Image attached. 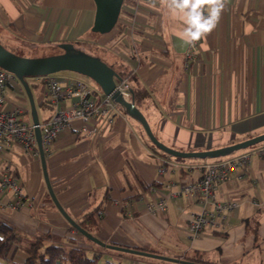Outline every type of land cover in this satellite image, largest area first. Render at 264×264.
<instances>
[{
  "label": "crops",
  "instance_id": "1",
  "mask_svg": "<svg viewBox=\"0 0 264 264\" xmlns=\"http://www.w3.org/2000/svg\"><path fill=\"white\" fill-rule=\"evenodd\" d=\"M94 15V0H0V41L20 51L72 42L129 71L135 77L131 86L144 93L135 105L155 136L175 149H213L264 132V0H228L217 27L194 48L178 39L181 23L158 0L155 7L150 0H124L116 24L105 33L91 30ZM53 75L63 85L81 80L65 71ZM29 84L39 121L72 101L50 105L43 79L34 76ZM7 96V105L30 111L18 81L9 85ZM87 125L94 128L90 134L81 130L79 119L72 120L45 155L51 187L73 220L99 206L94 235L105 242L173 257L198 254L213 264H264V141L216 160H181L155 149L140 123L118 104ZM243 154L247 165L230 170L229 179L214 189L215 200L235 206L218 215L221 227L205 226L190 236V215L200 205L191 195L173 192L196 180L203 163ZM161 164L165 170L159 173ZM5 168L21 185L23 199L13 209L8 206L13 193H0V220L19 230L22 244L43 237L74 242L102 263H151L145 256L100 249L79 234L49 196L39 153L26 154L12 143L0 154V170ZM160 199L166 200L165 210L154 207ZM25 257L17 247L3 263L21 264Z\"/></svg>",
  "mask_w": 264,
  "mask_h": 264
},
{
  "label": "built area",
  "instance_id": "2",
  "mask_svg": "<svg viewBox=\"0 0 264 264\" xmlns=\"http://www.w3.org/2000/svg\"><path fill=\"white\" fill-rule=\"evenodd\" d=\"M38 77V76H36ZM46 92V99L50 105L57 106L66 98L71 97L72 101L68 107H61L45 120L39 121L41 142L44 154H49V146L59 133L70 127L71 121L79 119L82 122L81 130L90 134L94 128H88L87 123L94 122L114 110L117 103L103 92L100 96L89 88L82 80H71L63 85L53 74L40 76ZM17 81L13 73L0 67V154L9 149L12 143H18L26 154H38L37 141L35 137V125L30 121L26 123L22 115L25 113L23 107L17 104L7 105V89L9 85ZM116 89L123 98L130 100L132 97L131 84L128 76L121 77L116 83ZM47 153V154H46ZM264 155V149L261 150ZM249 162L248 155L243 154L232 159L221 162H205L200 166V176L190 182L182 183L173 192L174 196L191 195L199 203L200 208L191 212L188 222V233L190 236H197L205 226H218V215L230 211L235 202H218L214 198V189L217 183L229 179L230 170L245 166ZM165 164L158 166L157 171L162 173ZM8 168L0 170V193L10 190L13 195V202L9 203L10 208L16 209L21 205L23 194L21 185L8 173ZM169 182L166 186H170ZM153 205H150L152 208ZM154 207L165 210L167 203L165 199L158 200ZM99 214V213H98ZM100 215V214H99Z\"/></svg>",
  "mask_w": 264,
  "mask_h": 264
},
{
  "label": "water",
  "instance_id": "3",
  "mask_svg": "<svg viewBox=\"0 0 264 264\" xmlns=\"http://www.w3.org/2000/svg\"><path fill=\"white\" fill-rule=\"evenodd\" d=\"M123 1L124 0H94L95 15L91 30L98 33H105L110 31L117 22ZM58 45L62 51L57 54L32 57L19 55L7 49L0 42V67L13 73L27 97L30 108L31 121L35 125L34 132L37 141V148L45 186L50 198L52 199L57 209L66 218L69 224L75 228V230H77L85 238L98 246L177 264H208L190 261L182 257L166 256L132 246L105 242L98 236L82 228L75 220H73L68 215V213L59 203L48 178L45 154L41 142V132L38 126V113L32 95L31 87L26 78L30 76L54 74L60 71H72L89 77L100 87L101 91L105 95H109L119 106L123 108V110L130 117L134 118L140 123L146 136L153 145H155L159 150L175 157L212 158L225 156L236 150L244 149L251 145L264 141V132L242 141L213 149L185 151L170 147L155 136V134L151 130V127L149 126L146 117L135 105L133 97H131L130 100H127L123 98L120 92L116 89V83L120 81L121 76L115 69L109 66L99 56L90 54L80 48H77L72 42H61Z\"/></svg>",
  "mask_w": 264,
  "mask_h": 264
},
{
  "label": "trees",
  "instance_id": "4",
  "mask_svg": "<svg viewBox=\"0 0 264 264\" xmlns=\"http://www.w3.org/2000/svg\"><path fill=\"white\" fill-rule=\"evenodd\" d=\"M75 46L77 48H80L76 44ZM11 51L19 55H23L22 53H20V49L18 50L13 49ZM106 63L109 66H111L113 69H115L120 74L121 77L128 76L129 80L130 79L135 80L134 75H132L129 71L120 70L113 63H108V62ZM131 91H132L133 99L137 102L144 94L142 89L136 84L134 86H131ZM153 147L157 149L159 152H161L163 155L170 156L169 154L159 150L155 145H153ZM98 208L99 206H95L93 208L85 210L82 213L80 219L77 221V223L82 228H84L88 232H91L92 234H94L97 226L96 211L98 210ZM21 242L22 239L19 230L12 224L0 220V264H4L3 261L5 260L10 261L12 259V253L14 249L17 247H21L26 254V257L21 264H121L119 261H109L102 263L96 253L94 254L90 253L87 250V248L79 246L74 242H71L69 244L47 242L43 237H38L34 242L27 245H24ZM135 248L158 253L157 250H153V249H146L136 246ZM107 250H111V249H107ZM146 258H148L151 261L150 264H162L166 262L164 260L153 259L149 257ZM182 258L190 261L213 264L206 260H203L198 254L196 255L185 254L182 256ZM11 264H18V263H11Z\"/></svg>",
  "mask_w": 264,
  "mask_h": 264
},
{
  "label": "clouds",
  "instance_id": "5",
  "mask_svg": "<svg viewBox=\"0 0 264 264\" xmlns=\"http://www.w3.org/2000/svg\"><path fill=\"white\" fill-rule=\"evenodd\" d=\"M155 7L157 0H150ZM181 23L176 33L184 46L196 47L218 25L228 0H158Z\"/></svg>",
  "mask_w": 264,
  "mask_h": 264
},
{
  "label": "rangeland",
  "instance_id": "6",
  "mask_svg": "<svg viewBox=\"0 0 264 264\" xmlns=\"http://www.w3.org/2000/svg\"><path fill=\"white\" fill-rule=\"evenodd\" d=\"M3 43H5V42L3 41ZM5 46H6V48L9 47L7 44H5ZM61 51L62 50L59 47H52V48L46 49V50H21L20 53H22L24 56H32V57H34V56H46V55L57 54V53H59ZM65 72H67L68 74H71L73 76H76V77L80 78L89 88H91L92 90H94L98 96H100L102 94V91H101L100 87L92 79H90L89 77L84 76V75H81V74L76 73V72H72V71H65ZM33 77L34 76L27 77L26 78L27 82L30 83L33 80ZM38 110H39V115H41V110L40 109H38ZM22 118H23V120L26 123H29L31 121L30 111L28 109L22 115ZM256 144H258V143H256ZM251 146H253V145H251ZM241 150H243V149L236 150L234 152L241 151ZM222 157H224V156H218V157H212V158H209V157L208 158H192V159H194V160H209V161H211V160H216V159L222 158ZM176 158H179L181 160H189V159H191V158H180V157H176ZM100 249H105V248L100 247ZM109 251L110 252H114V251H111V250H109ZM121 254L124 255L125 253H121Z\"/></svg>",
  "mask_w": 264,
  "mask_h": 264
}]
</instances>
